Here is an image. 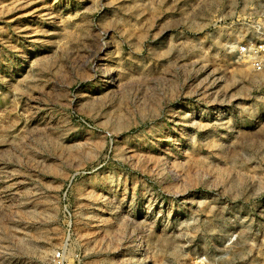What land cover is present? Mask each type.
Masks as SVG:
<instances>
[{
    "label": "rangeland",
    "instance_id": "rangeland-1",
    "mask_svg": "<svg viewBox=\"0 0 264 264\" xmlns=\"http://www.w3.org/2000/svg\"><path fill=\"white\" fill-rule=\"evenodd\" d=\"M264 0H0V264H264Z\"/></svg>",
    "mask_w": 264,
    "mask_h": 264
},
{
    "label": "built area",
    "instance_id": "built-area-1",
    "mask_svg": "<svg viewBox=\"0 0 264 264\" xmlns=\"http://www.w3.org/2000/svg\"><path fill=\"white\" fill-rule=\"evenodd\" d=\"M241 54L247 55L253 61L254 67L258 71L263 70L264 45H260L257 47L250 44H246L242 48Z\"/></svg>",
    "mask_w": 264,
    "mask_h": 264
}]
</instances>
